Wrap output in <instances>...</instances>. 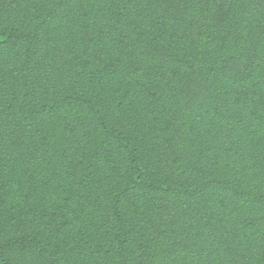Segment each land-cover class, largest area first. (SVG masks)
<instances>
[{
    "label": "trees",
    "instance_id": "1",
    "mask_svg": "<svg viewBox=\"0 0 264 264\" xmlns=\"http://www.w3.org/2000/svg\"><path fill=\"white\" fill-rule=\"evenodd\" d=\"M0 264H264V0H0Z\"/></svg>",
    "mask_w": 264,
    "mask_h": 264
}]
</instances>
